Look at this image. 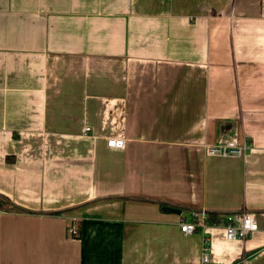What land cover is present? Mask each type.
<instances>
[{"label":"crops","instance_id":"obj_1","mask_svg":"<svg viewBox=\"0 0 264 264\" xmlns=\"http://www.w3.org/2000/svg\"><path fill=\"white\" fill-rule=\"evenodd\" d=\"M0 196V264H264V0H0Z\"/></svg>","mask_w":264,"mask_h":264},{"label":"built area","instance_id":"obj_2","mask_svg":"<svg viewBox=\"0 0 264 264\" xmlns=\"http://www.w3.org/2000/svg\"><path fill=\"white\" fill-rule=\"evenodd\" d=\"M86 131L90 127H86ZM108 145L113 148L124 149L126 141L123 138H111ZM247 145L239 146L234 141H229L218 146L208 147L209 155L220 156H243L246 153ZM209 214L206 211H193L190 219L181 218L179 225L184 234L200 233L203 236V256L202 264H211V239L210 229L213 227L222 228L225 231V237L229 241L245 240L260 230L257 214L250 211H240L228 214L219 218L217 221L209 220ZM77 235L78 230H70Z\"/></svg>","mask_w":264,"mask_h":264},{"label":"trees","instance_id":"obj_3","mask_svg":"<svg viewBox=\"0 0 264 264\" xmlns=\"http://www.w3.org/2000/svg\"><path fill=\"white\" fill-rule=\"evenodd\" d=\"M163 206L167 207L169 205L164 203ZM0 207H2V208H10L11 207L12 208V207H16V206L6 197L0 196ZM208 218L211 221H217L219 219V215L217 213H210Z\"/></svg>","mask_w":264,"mask_h":264},{"label":"water","instance_id":"obj_4","mask_svg":"<svg viewBox=\"0 0 264 264\" xmlns=\"http://www.w3.org/2000/svg\"><path fill=\"white\" fill-rule=\"evenodd\" d=\"M164 209L170 210L173 213H178V214H181L182 213V210L180 208H178V207H170V206H167V207H164Z\"/></svg>","mask_w":264,"mask_h":264}]
</instances>
